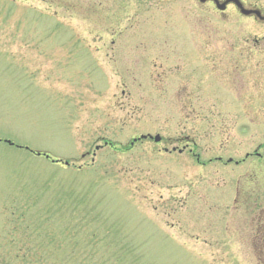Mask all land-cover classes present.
Returning a JSON list of instances; mask_svg holds the SVG:
<instances>
[{
	"label": "rangeland",
	"instance_id": "374dc122",
	"mask_svg": "<svg viewBox=\"0 0 264 264\" xmlns=\"http://www.w3.org/2000/svg\"><path fill=\"white\" fill-rule=\"evenodd\" d=\"M195 5L0 0V264H264L263 117Z\"/></svg>",
	"mask_w": 264,
	"mask_h": 264
},
{
	"label": "flooded vegetation",
	"instance_id": "af4514ba",
	"mask_svg": "<svg viewBox=\"0 0 264 264\" xmlns=\"http://www.w3.org/2000/svg\"><path fill=\"white\" fill-rule=\"evenodd\" d=\"M194 2L200 8L194 16L211 28L210 39L224 37L222 46L213 50L212 67L226 83L232 110L244 116L260 115L264 128V0ZM259 147L264 149V141Z\"/></svg>",
	"mask_w": 264,
	"mask_h": 264
},
{
	"label": "water",
	"instance_id": "95a60500",
	"mask_svg": "<svg viewBox=\"0 0 264 264\" xmlns=\"http://www.w3.org/2000/svg\"><path fill=\"white\" fill-rule=\"evenodd\" d=\"M147 137H143V139H146ZM160 140H161V138L159 137V136H156V138H155V141L156 142H160ZM10 143V142H9ZM38 155H40V154H38Z\"/></svg>",
	"mask_w": 264,
	"mask_h": 264
}]
</instances>
